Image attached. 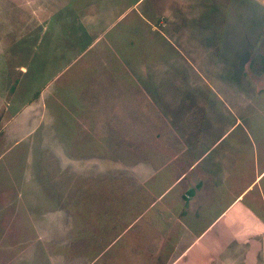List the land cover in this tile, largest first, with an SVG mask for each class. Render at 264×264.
I'll use <instances>...</instances> for the list:
<instances>
[{"label":"rangeland","instance_id":"1","mask_svg":"<svg viewBox=\"0 0 264 264\" xmlns=\"http://www.w3.org/2000/svg\"><path fill=\"white\" fill-rule=\"evenodd\" d=\"M214 221L264 264V0H0V264L194 263Z\"/></svg>","mask_w":264,"mask_h":264},{"label":"crops","instance_id":"2","mask_svg":"<svg viewBox=\"0 0 264 264\" xmlns=\"http://www.w3.org/2000/svg\"><path fill=\"white\" fill-rule=\"evenodd\" d=\"M224 212L225 211H223V214H224ZM255 218H258V217H255ZM216 221H214L211 225H209V227L207 229L204 228V229L207 230V232L209 234V236H207V238L204 241L202 240V242H198L197 239H196L193 242V246L191 248H189L190 250H192L193 254L192 253L190 255L188 253H185L184 254V256H187L188 258L191 257L193 259L194 263H190L188 260H185L183 262V264H219V262H220L219 259L223 260L222 261V264H224V263L225 264H238L237 250H235V247L237 245H235L236 244L235 241H237L238 239H240V237H238L239 235L236 232L233 233V236L230 235V237H229L230 240H227V241L230 242V244H232V245L229 246V248H227V249H230L231 250V253L230 254H225L224 255V253L222 251H220V250H218V254L217 253L214 254L212 252V250L209 249V247H211L213 249V247L215 246L214 245L215 244L214 242H215V238L217 236V230L214 229V226L213 225H214V223ZM222 229L225 230L226 229V225H223V228ZM203 232L205 234H207L206 231H204L203 229H201L200 232L198 233V235L202 234ZM200 237H202V236H200ZM198 240H200V238H198ZM177 245L178 244L174 243V247H172V249L173 250H176ZM203 245L204 246H208V249L206 247L205 248H202ZM174 253H175V251L172 252V255H171L172 258L174 257L173 256ZM169 264H173V263H171L170 258H169Z\"/></svg>","mask_w":264,"mask_h":264}]
</instances>
